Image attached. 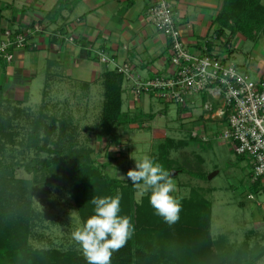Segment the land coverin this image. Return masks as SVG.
<instances>
[{
    "label": "rangeland",
    "instance_id": "374dc122",
    "mask_svg": "<svg viewBox=\"0 0 264 264\" xmlns=\"http://www.w3.org/2000/svg\"><path fill=\"white\" fill-rule=\"evenodd\" d=\"M3 2L1 0L0 4ZM262 2L264 4V0ZM244 45L251 46L253 43L247 40ZM255 56V61L264 60L260 52ZM249 76L256 80L254 73L251 72ZM37 85L41 86L32 92L31 105L16 106L7 99H0V116L13 118L12 134L15 139L14 143L6 144L4 160L14 167L15 177L19 179L31 178L32 175L24 170L23 165L36 157L46 156L49 154L47 148L52 147L41 141L36 150L29 148L25 142L28 135L38 133L40 137H47L49 132L44 126L41 128L38 123L33 122L34 117L40 113L38 107L42 104L44 82L40 79ZM71 91L73 90L67 89L66 93ZM53 100L55 104L47 106V121L45 118L44 120L49 123V116H54L57 120L71 118L70 124H77L79 127L77 146L90 147L93 150L92 156L102 171L120 181H129L127 172L135 168L132 156L136 159L157 157L164 149L162 144L166 138L174 140V146L167 149L168 157L172 159L171 178L177 185V191L173 195L182 202L193 193L195 200L205 199L210 202L209 227L205 229L202 220L200 223L189 219L184 223L185 226L199 225V232L192 237L185 231L186 227L182 225L181 219L169 225L158 217L153 220L151 227L145 231L140 230L142 238L163 250L171 251L182 264H215L218 253H222V256L223 253L230 254L235 264H246L255 255V251L264 252V220L260 219L261 212L256 206L257 202L264 200V195L258 194L255 199L246 198L244 190L250 191L254 180L248 168L243 166L244 163L232 153L233 145L230 146L218 136L221 132L218 122L201 120L200 123L206 127L207 141L202 140L204 136L200 132L193 138L190 134L193 127L187 114L181 112L175 104L153 100L150 110H142L136 114V124L132 127H118L112 137L105 138L97 134L96 127L101 109L96 107L88 114H82L77 105H65V101L70 100L63 99L60 95ZM161 113L165 116L160 117ZM47 187L48 192L44 195L31 198L37 218L30 224V247L74 250L82 254L71 238L72 231L82 220L67 185L61 181H53ZM143 196L146 195L135 187V201L140 202ZM244 244L252 248L246 249V254L241 255V260L237 261L238 252L245 250ZM259 264H264V256Z\"/></svg>",
    "mask_w": 264,
    "mask_h": 264
},
{
    "label": "crops",
    "instance_id": "0c3cea01",
    "mask_svg": "<svg viewBox=\"0 0 264 264\" xmlns=\"http://www.w3.org/2000/svg\"><path fill=\"white\" fill-rule=\"evenodd\" d=\"M2 1L0 42L5 39L4 31L9 27L28 28L40 24L46 30L35 37L37 47L16 50L11 62L0 60V96L11 104L31 105L30 97L41 86L37 85V81L41 79L44 86L42 104L38 108L44 109L45 116L47 108L55 104L53 99L59 95L70 100L65 101V105H77L82 114H88L96 107L102 109L103 82L107 73L114 70L112 65H105L95 59L92 50H103L120 65L129 64L131 75L135 79L143 80L172 73L168 40L146 18V9L153 0ZM224 2L225 0H172L185 47L195 54L207 52L218 56L223 61L238 65L248 74L254 73L256 80H264V60L255 61L256 53L260 52L264 57V32L253 39L246 38L240 32L233 34L228 29L218 34L217 30L221 28L219 15ZM56 31H60L62 38L51 34ZM65 35L73 36V41H64ZM247 40L252 41L253 45L245 46ZM122 77L119 82L122 111L128 118L135 117L142 110H150L153 100L161 101L150 95L135 93L131 81L123 75ZM67 89L73 91L67 94ZM205 100V95H197L190 97L185 106L177 108L189 116L193 127L191 136L194 138L200 132L204 136L202 140L207 141L205 124L200 123L201 120H206L203 113ZM159 116L164 117L165 114L161 113ZM70 119L66 121L71 123ZM45 120L47 121V117ZM134 122L125 126L132 127L136 124ZM73 126L79 128L77 124ZM226 143L231 146L230 142ZM232 153L244 163L243 166L248 168L251 176L248 158H240L233 150ZM252 187L250 191L244 190L247 199H255L258 194L264 195V177H261L258 184L252 183ZM256 206L263 221L264 200L257 202ZM260 254L262 255L255 264H259L264 256V252Z\"/></svg>",
    "mask_w": 264,
    "mask_h": 264
},
{
    "label": "trees",
    "instance_id": "16d2710c",
    "mask_svg": "<svg viewBox=\"0 0 264 264\" xmlns=\"http://www.w3.org/2000/svg\"><path fill=\"white\" fill-rule=\"evenodd\" d=\"M262 1L225 0L219 15L221 28L217 33L222 34L228 29L233 34L240 32L250 39L260 36L264 32ZM228 42L227 40L226 43ZM121 79L122 74L116 71H109L105 76L104 101L96 126L99 136L112 137L118 126L135 121V117L128 118L122 111ZM39 110L40 113L34 117L33 122L38 123L41 128L44 126L49 132L47 137H40L38 133L28 135L26 145L37 150L43 141L52 147L47 148L49 154L46 156L36 157L23 165L24 170L32 175L28 179L16 178L14 167L4 160L6 144L14 143L15 139L12 134L13 118L0 116V264H86L83 254L74 250L36 249L28 243L30 224L37 218L31 198L48 192L47 186L53 181H61L67 185L82 222L93 214L94 206L90 201L94 196H121V214L132 218L135 232L124 247L112 254L111 264H182L171 251L163 250L140 236V230L145 231L158 218L148 202V196H143L140 202H136L135 186L130 180L120 181L109 177L96 164L90 147L77 146L76 136L79 132L76 126L64 118L57 120L54 116H49L47 123L44 120L47 116L43 115L42 109ZM174 144L173 139L166 138L159 156L151 157L169 172L172 169V159L168 157L167 149ZM259 180L260 178L254 180L253 184H258ZM194 197L192 193L182 201L183 210L180 214L185 231L192 237L199 232V225L187 227L184 223L189 219L200 223L202 220L204 228L208 229L211 218L210 202L205 199L195 200ZM204 231L203 229V234ZM244 249L238 252L237 261L241 260V255L246 254V249L249 248L244 245ZM223 254L216 255L215 264H235L230 254ZM254 254L246 264H255L262 255L256 251Z\"/></svg>",
    "mask_w": 264,
    "mask_h": 264
},
{
    "label": "built area",
    "instance_id": "2783aa9c",
    "mask_svg": "<svg viewBox=\"0 0 264 264\" xmlns=\"http://www.w3.org/2000/svg\"><path fill=\"white\" fill-rule=\"evenodd\" d=\"M149 23L168 40L171 75H156L148 79H135L129 64H118L103 50H92L100 63L131 81L137 94L150 95L163 102L185 106L190 97L206 96L203 102L204 119L219 123L218 136L233 145L236 155L249 159L252 179L264 176V80H253L238 65L223 61L207 52H190L183 41L175 19L172 0H153L146 9ZM45 33L40 24L28 28L4 31L0 43V60L11 62L16 50L37 47V35ZM62 38L60 31L51 32ZM63 40L73 41L65 35Z\"/></svg>",
    "mask_w": 264,
    "mask_h": 264
},
{
    "label": "clouds",
    "instance_id": "9594fccd",
    "mask_svg": "<svg viewBox=\"0 0 264 264\" xmlns=\"http://www.w3.org/2000/svg\"><path fill=\"white\" fill-rule=\"evenodd\" d=\"M135 160L127 179L148 196L154 214L171 225L180 220L183 204L176 196L177 185L159 162L145 156ZM90 203L93 214L78 224L71 238L86 264H111L112 254L124 247L134 235L135 225L128 215L121 214V196H94Z\"/></svg>",
    "mask_w": 264,
    "mask_h": 264
}]
</instances>
